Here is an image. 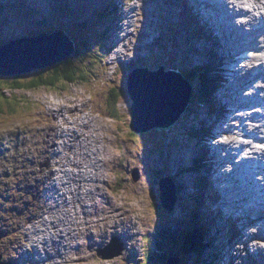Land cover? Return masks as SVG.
Instances as JSON below:
<instances>
[{"label":"rangeland","instance_id":"1","mask_svg":"<svg viewBox=\"0 0 264 264\" xmlns=\"http://www.w3.org/2000/svg\"><path fill=\"white\" fill-rule=\"evenodd\" d=\"M7 1L11 3L5 5ZM140 7L147 13L139 20L138 34L128 50L125 49L128 53L125 58L122 52L121 55L114 53L120 45L116 43L128 34L130 20L138 15ZM180 8L178 0H0V46L42 32L52 34L61 30L72 37L79 51L74 61L83 68L80 75L89 72L86 79L75 84L61 83L56 90L18 91L14 96L32 106L17 107V113L0 116V236L3 237L0 255L3 262L37 264L33 247L40 246L37 241L42 238L37 230L43 227L35 219L41 218L46 225V220L59 216L64 221L59 223L55 219L48 227L64 249L66 264H168L171 256H182L181 235L184 237L188 230L198 226L205 227L203 243L209 247L202 251L197 248L199 254L186 257L183 264H228L230 254L232 264H264V253H260L264 251V217L256 219L264 215L259 204L264 201V194L252 193L244 184L249 180L246 178L240 179L232 190L229 186L236 179L228 176L224 182L218 180L215 165L210 159H204L205 154L208 156L206 148L211 146L202 141L224 130L222 124L216 125L223 93L216 95L213 107H210L211 100L206 106L200 105V98L195 99V90L204 85L201 79H195L192 83L195 100H190L188 110L176 126L169 131H152L141 136L130 129L134 99L128 92L127 81L132 71L139 68L155 71L165 66L167 70L181 71L192 81L189 72L193 68L203 72L210 62L217 64L210 56L208 40L196 39L199 24L191 23L190 28L186 25L194 14L182 12ZM127 20L130 23L124 27ZM145 29L149 32L143 34ZM197 50L202 54L196 53ZM89 51L93 52V58L86 60ZM120 56L125 58L123 62L119 61ZM41 73L47 76L40 70L25 75L22 82H30ZM211 76H221L216 67ZM110 97H120L116 120L107 114ZM236 120L240 121H228L232 125L240 124ZM230 124L226 129L228 135L237 132ZM54 143L57 144L53 146ZM225 143L229 147L236 144L235 141ZM83 158L86 163L84 168H79L78 161L82 162ZM98 161L100 174L96 177L100 180L92 182L86 173L94 174L93 163ZM91 164L92 169H87ZM183 169L185 172L181 174ZM234 169L235 166L230 167ZM135 170L140 175L137 182L132 175ZM76 172L83 173L75 181L81 180L82 185L81 190L67 186L69 192H74L72 196L63 186L72 182ZM245 174L243 171L242 176ZM51 175L60 178L58 181L55 178L58 187L52 197L46 187ZM164 176L172 177L178 188L173 214L160 204L159 181ZM200 190H205L203 198ZM83 207L92 210L85 211ZM193 209L197 211L195 217ZM75 211L81 219L86 217L78 224L76 215L75 229H80L82 234L78 239L79 245L82 244L78 260L76 256L71 258L66 233L75 222L71 216ZM102 214L106 217H101ZM244 215H250L252 222L256 219L250 230L246 227L251 224L247 218L243 219ZM96 216L100 217L95 224ZM63 227L67 228L64 234ZM250 233L254 234L247 242L246 234ZM112 240L123 245V254L104 259L98 252L109 248ZM39 259L40 264H65L64 260L57 263Z\"/></svg>","mask_w":264,"mask_h":264},{"label":"water","instance_id":"2","mask_svg":"<svg viewBox=\"0 0 264 264\" xmlns=\"http://www.w3.org/2000/svg\"><path fill=\"white\" fill-rule=\"evenodd\" d=\"M75 53V46L63 32L53 35L42 34L0 47V77L26 74L35 70L50 68L64 62ZM175 76L172 81L167 77ZM128 92L133 96L130 129L138 136L151 131H168L174 127L186 112L192 97V86L179 74L137 70L129 78ZM134 181L139 172L133 173ZM175 187L170 178L161 180V205L172 213L176 204ZM1 240V238H0ZM123 246L112 240L108 250H100L104 259L121 256ZM168 264H181L180 258L172 256ZM0 264L2 257L0 256Z\"/></svg>","mask_w":264,"mask_h":264},{"label":"bare ground","instance_id":"3","mask_svg":"<svg viewBox=\"0 0 264 264\" xmlns=\"http://www.w3.org/2000/svg\"><path fill=\"white\" fill-rule=\"evenodd\" d=\"M195 1H196V3H198V0H195ZM255 1L256 2H260V3L262 2V0H255ZM10 3H11L10 1H7L4 4L5 5H8ZM203 4L209 5L210 4V0H208L207 2H204ZM107 5H109V3H107ZM181 5H182V7L180 8V10L182 12L185 11L187 13L194 14V15H197L198 12H199V15L202 16V12H200L197 9V7L194 5L193 0H190L187 3V5H185V3H182ZM118 6H115V9L118 8ZM206 19H207V22L208 23H211L212 21H214V17H212V16L211 17H207ZM215 23H217V22H215ZM220 23H221V25L226 26V19H225L224 16L220 19ZM206 26L209 28V30H212V37L215 38V39H213V38L207 39L206 38V40H208V42H209V52H211V54L213 53L212 56H214L215 58H217L219 60V65L218 66H223V65H227V64L232 63V61L229 59V56L230 57L232 56V51L230 49V46L227 44V40H226V38H224V35H228L230 40L233 39V35L231 33L225 32V30H224L223 27H218L216 25L215 26H212V24H206ZM188 27L190 28V26H188ZM244 35H246V34L244 33ZM237 40H238V43L239 44L242 42V41L240 42L239 39H237ZM113 49H115V48H113ZM133 49L134 48H132L131 50H133ZM196 53L202 54V52H200L198 50L196 51ZM144 69L147 70V71H149V73H152V74H155V73L159 72L161 76H162V72H164L166 74H179L181 79H185L186 81H191L188 78H186L185 75L181 71H179V70H174V71L167 70L165 66H161V68H159V69H157L155 71L149 70L148 68H144ZM208 69H209V65L207 64V66L204 68V72L205 73L208 72ZM210 70H211V73H212L213 67H211ZM248 70H250V67L245 72H241L240 69H236V72L233 73L234 78H233V76H232V78L233 79H236L239 82L238 83L239 87H241L242 84L247 85L248 83H250L252 85V88L250 90H248L247 86H245L242 89H240L239 91H237L236 89H238V85L235 86L231 82V80H229L227 82L224 77L217 76V80H215V79L212 78V76H210L212 78L211 80L205 79V81L207 80V82L214 89V92H215L210 97V100H211L210 107H213L212 105H214V103H213L214 102V98L216 97V95L218 96L219 93H223V95L220 97V100H221L220 106H221V109L223 110V113L224 114H228V113H230V112H232V111L235 110L234 113L236 115L237 112H240L242 108L247 107V110L246 111H244V112L241 111L240 114H238L239 116L234 118V119H239L240 121L236 120V122H239L240 124H236V122L234 124L241 125L242 126V129L244 131H246V133H248L249 131H252L254 129H259L258 132L259 133L262 132V135H261V137H258L257 143L259 145H263L264 146V123H262V122H264V118H263V116L259 115L258 111L261 112V107L260 106L259 107H256V102L255 101H257V100L254 99L255 97H258L259 99H262L261 98V95L264 94V82L263 81H255L254 80V75L253 74H249V71ZM167 78L170 79V80H172V81L176 80L175 76H171V77H167ZM196 79L199 80L201 78H199V79L196 78ZM127 83H128V81H127ZM261 83H263V85H261ZM231 88H233V89H231ZM255 89H258L260 91H255ZM243 91H244V93H243ZM237 100H240V102H239V104L236 105V101ZM263 102H264V95H263ZM251 119L252 120H256L257 123L256 124H249L247 121H249ZM232 126H235V125H232ZM74 133L76 134V131L75 130L73 131V135H74ZM72 138H75V137L72 136ZM88 141H90V139ZM56 144L57 143H54L53 146L56 145ZM223 147L229 152L227 154V156H230L232 160H233V157H236L237 160H235L234 162L230 163V162H228V160H223L221 158L220 154H218V153L215 152V148L214 147L213 148L211 147L210 149L209 148H206V153L208 154V156H206V154H205L204 155V159L205 160L206 159L207 160L210 159L209 161H211L215 165V167H214V170H215L214 173L215 174L217 173V170L219 168L218 167L219 164L224 165V166H227L228 168H230V167H232V166L234 167V166H236L238 164H242V163L244 164L245 162H248V161H252L253 163L254 162H257L258 161L257 159L261 158L259 156H264V150H261L256 145L255 146L251 145L250 148H249L250 150L248 152H244V154H243V158L244 159L243 160H239L238 158H239L240 152L239 151L238 152L236 151L235 153H232V150L234 149L233 148L234 146L229 147L228 144H224ZM240 147H242L241 144H240ZM229 149H231V151ZM82 150H84V149H82ZM98 153H100V151H98ZM100 155L102 156V154H100ZM183 155H184V153H183ZM88 158H92V156L91 157L88 156ZM85 161H86V158H83V161L82 162L81 161H78L79 168H82V167L84 168V164L86 163ZM260 161H262V160H259V162ZM75 162H77V161H75ZM87 169H90L91 170L92 169V164L90 165V168L87 167ZM181 172L183 173V172H185V170L183 169V170L180 171V173ZM227 173L229 174V176H232V177H234L236 179V180H233L234 183L229 186L233 190V188H235L237 186L236 185L237 182H240L239 174L237 172L233 171V170H230V169H229V171H227ZM176 175H178V174H176ZM82 176H83V173L82 172H80V173L76 172V174L73 175L72 182L70 184L69 183H64V186H63L64 188L63 189L66 190V191H68L67 193L73 196L74 192H69L67 186L68 185L69 186H72L73 185L74 186V189L81 190V185H82L81 180H79V182H77V183L75 181H78V178L80 179V178H82ZM168 178H170L172 180V183L174 185V182H173L172 177L169 176ZM50 179L51 178H49L47 180V183L46 184H49L50 187H52L51 182H49ZM92 181L94 182L93 179H92ZM88 183L90 184V182H88ZM257 185L258 186H256V187H258L259 189L260 188H264V178L263 179H260ZM174 187H175V194H176V197H177L176 199H178V188L175 185H174ZM259 189L254 188L252 190V193L257 194L256 191H258ZM52 192H53V189H51V193ZM82 194L83 193L79 192V195H82ZM90 194H91V192H89V195ZM220 195L222 196V193L221 192H220ZM61 196H63V195H61ZM61 196H59V197H61ZM86 199H87V197H86ZM86 199L84 198V200H86ZM70 203H72V201ZM75 203H76V201H75ZM141 204L143 205L144 203H141ZM83 209L85 211H87V210H90L91 211L92 210V209H89L88 207H83ZM82 211L83 210H81L78 213H81ZM90 211H88V212H90ZM220 211H222V210H220ZM244 211H246V210H244ZM253 213L254 212L251 209V215H253ZM249 214H250V212H249ZM76 215H77L76 214V211H75V213L73 215H71L73 217V219H74L75 222L71 224V227H70L69 231L66 232L67 228H65V227L61 228L62 229L61 231H62V234H64L66 232L67 235H68V239L70 240V253L72 255L71 258H74L76 256V258L78 260V259H80L79 258L80 247H82V244L79 245L78 239H79V237L82 234H81L80 229H77V228L75 229V227L77 226V223H76V220L77 219L76 218H77V216H79L78 217V224H81L82 221L86 217H84L83 219H81L80 218L81 215H77V216ZM85 215L88 216V214H86V213H85ZM99 217L100 216H96V219L94 220V223L95 224L98 222ZM101 217L105 218L106 216L104 217V214H102ZM250 217H251L250 215H244L243 216V219H246L247 218L248 222H250V224H252V223H255L256 222V219L263 218L264 215L261 216V217H257L254 222L251 221ZM40 219L41 218H36L35 219V220H38L39 221V226H42L43 227V230H41V229H38L37 230V228H36L37 225H35V228L37 230V233L42 238V241H39V242L37 241V243L40 246L33 247V251L38 256V258L35 259V261L37 262V264H40L41 259H39V258H43L46 261H49V262H57V263L60 262L61 260H64V263H65L67 257L65 256L64 249L61 247L60 243L57 242L58 240L55 238V235L53 233H51L50 230H49V227H51L53 225V223H55L54 222L55 219H56V221H59V223H62V221H64V218L60 220L59 216L52 217V219H51L52 221L46 220V225L43 224L42 223L43 220H40ZM112 220H114V219H112ZM108 223H111V222H108ZM47 227H48V229H47ZM54 227L56 228V226H54ZM136 230H138V229L136 228ZM129 234H131V232H129L128 235ZM253 234L254 233H250L249 235L252 237ZM122 235L123 236H126L125 233H123ZM135 235H137V234H135ZM59 237H60V235H59ZM254 239H255V237H254ZM73 242H74V244H73ZM247 242H245V243H247ZM52 243H55V244L48 246V244H52ZM108 249L109 248L107 247L106 250H108ZM260 253L262 254V253H264V251L261 250Z\"/></svg>","mask_w":264,"mask_h":264},{"label":"trees","instance_id":"4","mask_svg":"<svg viewBox=\"0 0 264 264\" xmlns=\"http://www.w3.org/2000/svg\"><path fill=\"white\" fill-rule=\"evenodd\" d=\"M89 47V46H88ZM79 51H75V53L68 57L67 60L64 62L59 63L58 65L50 68H44L42 69L43 72L47 73V76H43V74L37 76V78L32 79V81L22 82V79H25L26 76H29L33 73L36 74L35 70L26 74L21 75H15V76H8V77H0V116H4L6 114H14L18 112L17 107H21L22 109L27 108V106H31L28 102H23L19 97L14 96V93H17L18 91H36L40 89H58V86L61 83H64L66 85L68 84H75L80 80L86 79L87 75H89L88 70L85 71V75H80V71L83 70L81 66H78L76 62L74 61V57L78 55ZM92 51H89L88 58L86 60H91L93 58ZM86 62V61H85ZM42 72V71H41ZM197 73V74H196ZM193 80L190 81L193 83V81L197 78H201V84L204 85V92L203 88L202 91H200L197 95L199 97L202 96L203 99H207L210 101V97L215 93L214 89L209 85L207 80L205 81L204 77H209V74H205L203 71L202 73L199 72V70H194L193 72ZM199 79V78H198ZM24 83V84H23ZM8 85V86H6ZM10 92V95L8 94ZM203 93V95H201ZM120 97L117 98H107V106L109 108L108 110V116L112 119H118L119 118V111L116 110L117 104L119 102ZM195 214H197L196 210H192V215L195 217ZM195 227V226H194ZM204 226H198L196 229H190L185 233V236L183 237V243L180 246V254H182V259L185 260L186 257L194 256L195 253H198L199 250H203V248H208L209 246L205 245L203 243L204 241ZM198 248V249H197ZM202 254V252H201ZM202 257V255H201ZM199 264V263H198Z\"/></svg>","mask_w":264,"mask_h":264}]
</instances>
